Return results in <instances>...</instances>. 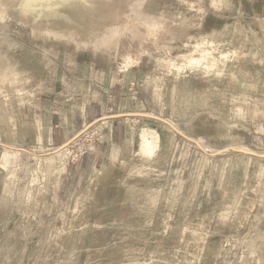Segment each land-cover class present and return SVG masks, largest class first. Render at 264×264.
<instances>
[{"label":"rangeland","instance_id":"1","mask_svg":"<svg viewBox=\"0 0 264 264\" xmlns=\"http://www.w3.org/2000/svg\"><path fill=\"white\" fill-rule=\"evenodd\" d=\"M28 1L0 0V264H264V0H90L80 29Z\"/></svg>","mask_w":264,"mask_h":264},{"label":"bare ground","instance_id":"2","mask_svg":"<svg viewBox=\"0 0 264 264\" xmlns=\"http://www.w3.org/2000/svg\"><path fill=\"white\" fill-rule=\"evenodd\" d=\"M32 1L35 2L37 0H32ZM32 1H28L26 3L25 5L26 12H32L36 10V8L31 4ZM38 1L40 2V5L38 6V8H40L41 17L50 18L51 21H53L52 19L53 17L60 16L63 18L64 21L72 24L76 29L82 28L84 23L82 25L74 17V14L72 13L76 12L81 7L83 8L85 12H89L90 9L94 7V4H95V3L94 4L91 3L92 1L90 0H54L55 3H48L46 2V0H38ZM66 5L71 8V12L62 10ZM99 16L100 15H93V18H99ZM193 61L194 60L188 59V58L184 59V62L187 64L189 63V65L190 63H195ZM159 142H160V136L155 130L149 129V128L143 129L141 132V136H140L141 155L149 157V158L154 157L156 150L159 148Z\"/></svg>","mask_w":264,"mask_h":264},{"label":"crops","instance_id":"3","mask_svg":"<svg viewBox=\"0 0 264 264\" xmlns=\"http://www.w3.org/2000/svg\"><path fill=\"white\" fill-rule=\"evenodd\" d=\"M108 101H110V99ZM107 103H108L107 101L106 102H103V100H101L100 102H95V103L88 102L87 104H85L82 107L80 113L75 116V118L77 119V121H75V124H77V126H78V125H81L84 121L85 122L91 121L92 119L95 118V116L99 115L100 112H102L104 109H106ZM129 103L130 102H126L125 99H122V98L120 99L117 96V105L121 109L123 107H127L129 105ZM51 138H54V137L52 136ZM101 160H102V156H99V157L95 156L90 161L92 163H95L96 162V164H99V166H100ZM63 185H64V182H63ZM61 188H62V184H61Z\"/></svg>","mask_w":264,"mask_h":264},{"label":"built area","instance_id":"4","mask_svg":"<svg viewBox=\"0 0 264 264\" xmlns=\"http://www.w3.org/2000/svg\"><path fill=\"white\" fill-rule=\"evenodd\" d=\"M112 119H114V116L113 117L112 116H107V117L99 118L98 120L93 122L91 125H89L87 129L82 130L84 132H82V133L80 132L76 137L71 139L69 141V145H73V143H77L78 139L81 138V136H83L84 134H86L89 131V129H91L92 127H94L96 125L99 126V124L110 122Z\"/></svg>","mask_w":264,"mask_h":264}]
</instances>
